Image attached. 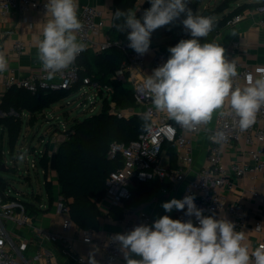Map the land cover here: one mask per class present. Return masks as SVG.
Masks as SVG:
<instances>
[{"label":"built area","instance_id":"built-area-1","mask_svg":"<svg viewBox=\"0 0 264 264\" xmlns=\"http://www.w3.org/2000/svg\"><path fill=\"white\" fill-rule=\"evenodd\" d=\"M46 3L47 0H0V11L8 14L15 9L25 13L32 9L45 15ZM147 3L150 4V0H137L136 7H142ZM256 9L263 16L260 23L264 26V4L258 5ZM78 17L83 24L79 36L88 45L87 48H91L94 52L105 51L113 45H119L125 50L128 48L126 60L113 77L129 83L133 89L136 106L124 110L115 109V103L112 102L111 111L119 118L151 112V118L148 120L149 130H145L137 139L129 143L113 141L110 144L107 157L115 159L121 156L123 162L107 176L104 196L107 208L122 207L132 197V188L136 181L181 183L186 179L187 170H190L194 162L193 142L188 135L203 129L204 125L199 126L195 131H186L175 121L168 119L165 114L156 112L151 100L139 91L144 78L136 79V76L148 67L147 55L141 56L128 47L130 42L127 37L122 40H111L108 36V29L111 27L107 22L108 17L97 7L79 4ZM243 18V14H237L226 24L232 25ZM181 30V36L172 46L181 39L191 38L183 25ZM5 32L8 34L12 30ZM152 37L153 32L150 41ZM17 47L22 48L23 43H17ZM82 54L83 52L73 65L57 73L54 78L49 79L42 68L26 77L11 73L4 76L5 87L7 89L21 87L32 93H38L40 90H70L78 85L80 89L88 85L101 98V89L105 95H110L113 91L110 86H101L98 82H94L90 75L82 76L84 66L79 63ZM164 57L162 51L158 49L153 57L154 69L164 63ZM236 66L238 77L235 78L234 84L243 87V83L252 72V67L240 62H236ZM217 132H223L226 139L220 143L213 142L210 137ZM208 140L207 160L196 173V177L189 179L180 199L186 195H193L196 206L203 209L204 216L225 219L223 213L227 212L230 218L226 219L235 225V230L244 232L249 220L244 213L242 201L229 203L223 190L225 186L231 187L234 177H242L250 172L261 173L264 177V108L258 111L255 123L245 131L239 129L238 123L233 118L217 115L215 127L209 132ZM240 141L243 142L241 148L247 151L251 160L225 164L226 148ZM166 144H173L176 148L178 157L176 167L164 166L161 163ZM2 191L0 190V264H62L61 259L57 258L58 253L69 258L74 264H89V256L74 249V235L83 245L101 247L100 254L95 257L98 264H124V255L120 246L112 240L114 236L103 239L96 229L78 227L71 216L69 204L62 196L56 199L54 207L58 218L57 227L45 229L37 222V214H30L26 203ZM252 192L254 195L258 194L256 190ZM186 211L187 207L184 210H177L170 218L182 221L191 219L194 225L198 226L199 222L195 216H186ZM125 212L128 213V218L122 219L124 234L136 226L148 225L150 222V216L145 211L140 212L138 222L132 220L134 213L132 209H126ZM263 223L264 210L254 220L253 228L261 232ZM262 244L264 237L259 241L258 246Z\"/></svg>","mask_w":264,"mask_h":264},{"label":"clouds","instance_id":"clouds-1","mask_svg":"<svg viewBox=\"0 0 264 264\" xmlns=\"http://www.w3.org/2000/svg\"><path fill=\"white\" fill-rule=\"evenodd\" d=\"M151 7L144 11L142 21L132 9H117L113 13L114 27L118 32L127 30L128 47L144 55L150 47L151 33L171 24L181 14L184 30L189 39H181L167 49L166 62L144 77L139 91L147 96L156 112L186 131H195L207 125L214 115L233 118L241 131L249 129L256 115L264 108V69L259 75L246 78L241 87L234 84L238 77L235 60L229 61L225 49L216 42L200 43L214 29V19L194 14L187 7L188 0H150ZM78 0H47L46 22L42 36L36 38L37 60L49 79L74 64L88 45L80 38L83 24L78 17ZM5 53L0 51V73L8 70ZM143 121L151 118V112L140 114ZM148 129L147 123L144 125ZM220 143L226 139L223 132L210 137ZM26 152L18 156L23 161ZM195 197L173 198L162 204L165 212L184 210L182 221L164 215L152 225L141 224L125 234L112 237L124 255L126 264H264V244L251 253L244 243L243 231L235 230L229 220L204 216L196 206ZM133 256L139 259L132 258ZM89 264H98L94 251L89 254Z\"/></svg>","mask_w":264,"mask_h":264},{"label":"crops","instance_id":"crops-1","mask_svg":"<svg viewBox=\"0 0 264 264\" xmlns=\"http://www.w3.org/2000/svg\"><path fill=\"white\" fill-rule=\"evenodd\" d=\"M223 1L225 0H213L214 6L212 7H209V4L204 5V9L208 8L211 10V13L206 16L212 17L214 22L223 19L232 12L233 14L229 17V19L233 18L237 14H243L244 18L232 25H227L226 22L214 37L213 42L219 43L222 47H224L225 56L229 61L235 60V62L250 65L252 67V72L250 75L257 77L259 75L257 69L264 68V26L260 23V20L263 18V16L256 9L258 5L257 3H260L262 0H227L225 6L218 9V6L223 3ZM78 3L80 5L97 7L104 13V15L108 17L107 22L112 25L114 0H78ZM150 7L151 4H149L148 9ZM140 8L141 7L139 6L135 7L134 11H136L137 17ZM184 18H186L185 15L181 14V16L174 20L171 24L162 26L160 35L157 34L158 29L153 31L152 41L149 50L146 53L148 67L143 71V73L138 74L136 79H142L152 74L154 69L152 65L153 57L158 49L162 51L163 55L165 56L164 62H166L170 55L167 49L172 46L173 41L181 36L180 33L177 38L173 39L170 38L171 34L179 28L182 32V20ZM45 22V15L38 10L31 9L25 13H21L20 11L14 9L8 14H3L0 11V51L5 53L9 65L6 72L0 73V103L4 94L8 90L4 84L5 75L14 73L18 76L26 77L30 75V73L38 71L42 68L40 62L37 60L36 38L42 36V29ZM6 30H12V32L7 34L5 32ZM19 42L23 43L22 48L17 47V43ZM245 84L246 82L243 83V86ZM44 111L43 113L46 117V113ZM27 115L29 116L30 114L26 112L22 114L23 122L24 116ZM216 119L217 115H214L213 119L207 125H204L203 129L188 135L192 138L193 142L194 162L191 165L190 170H187V177L184 181L177 184L165 182L164 185H160L157 189L156 186H153L152 188L150 185V188L148 187V189L152 190L148 198L141 201L138 200L139 203H136L134 200L133 204L130 206H127L125 202L122 207L108 209L107 203L103 198L100 204L101 212L99 216V227L96 228L103 239H106L109 236H115L118 233L124 234L125 228L122 223V219L128 218V213L125 212L126 209H132L134 211L132 220L135 222L140 221L139 215L141 211L147 212L150 216V222L148 224L149 226L152 225L155 220L164 215L171 217L176 214V209H173L171 212H165L162 204L164 202L170 201L173 198L180 199L189 179L196 177V173L206 162L209 146L208 134L214 129ZM29 121L30 117H28V124L31 125ZM73 123H69L70 126L68 129ZM68 129L63 130V132L66 131V133L64 137L61 138L62 140L66 138ZM56 135L61 134H54L53 137ZM241 144H243L242 141L226 148L224 155L225 164H230L232 162L242 163L251 160V157L247 151L241 148ZM164 151L167 153V164L163 165L173 166L169 151L167 148H165ZM38 160L41 165L40 156L38 157ZM33 161V167L36 168L37 161ZM176 163L178 166V157ZM233 184L231 187L225 186L223 193L226 195L229 203H236L239 200L242 201L244 213L249 220L247 227L244 228L246 237L244 243L249 246V252L251 253L256 247H258L259 241H261V239L264 237V223L261 232L256 231L253 228L254 220L257 218L260 212L264 210V177L261 173L256 174L255 172H250L242 177H234ZM45 186L47 189L46 180ZM253 190H256L258 194L254 195L252 192ZM47 193L48 202L46 204L42 203V198L41 201H33V203L36 204L39 209V212L37 213V222L45 229H55L58 224V218L55 215L54 209L55 201L59 196H61L59 193V183L56 170H53L52 178V203L50 202L51 193L48 191V189ZM147 193V189H140L138 193L140 195H137V198L147 197ZM223 215L227 219L230 218L227 212L223 213ZM77 226L80 227L78 224ZM76 232L77 231H75V233ZM74 237L75 241L73 245L75 250L86 253L88 256L93 251L95 253V257L100 254L101 247L83 245L77 240V236L74 235ZM57 258H59V260L61 259L62 264H74L69 258H66L60 253L57 254ZM132 258L139 259V257L136 256H133ZM123 261L124 264H126L124 256Z\"/></svg>","mask_w":264,"mask_h":264},{"label":"trees","instance_id":"trees-1","mask_svg":"<svg viewBox=\"0 0 264 264\" xmlns=\"http://www.w3.org/2000/svg\"><path fill=\"white\" fill-rule=\"evenodd\" d=\"M223 1L218 9L226 4ZM137 0H114L113 13L117 9L135 10ZM258 5L264 4V0ZM257 5V6H258ZM149 4L142 6L139 10L137 19L143 17V13L148 9ZM214 22V29L206 38H199L201 44L213 42L214 37L225 25L229 17ZM112 25L108 29V36L111 40H122L127 37V31L120 33L114 27L115 23L112 16ZM176 41V40H175ZM173 41L172 44L175 42ZM128 49V48H127ZM126 49V50H127ZM126 50L119 45H113L105 51L94 52L87 48L79 59V63L84 66L82 76L90 75L94 82L101 86H110L113 91L110 95H105L100 90L102 96V109L99 113H94L81 120H76L67 131V136L57 146L56 153V172L59 183V193L67 201L71 209L73 220L82 228L99 227V216L101 212L100 204L105 196V184L109 173L122 165V157L109 159L107 152L113 141L129 143L139 137L145 131V122L140 114H134L130 117L119 118L111 111V103H115V109H127L135 107L133 89L128 82L115 79L113 76L116 70L126 60ZM79 85L75 87L78 89ZM70 90H40L38 93H32L25 88L12 87L4 94L0 103V109L5 112V116L0 117V125L3 124L8 131L10 143L14 144L22 129V114L24 112L36 114L50 107L59 101L62 97L69 94ZM14 110L17 114H9ZM42 110V111H41ZM165 148L169 151L172 167H176L177 152L173 144H166ZM44 167L47 166L45 158H41ZM0 182L2 178L0 177ZM165 182L136 181L132 188V197L126 201L130 206L138 200L148 198L152 189L150 185H164ZM47 189L51 193V185L47 182ZM140 189H147V197L137 198ZM52 199V193L50 195ZM30 214L39 212L38 206L32 202L26 203ZM123 215V214H120ZM118 216V215H117Z\"/></svg>","mask_w":264,"mask_h":264},{"label":"rangeland","instance_id":"rangeland-1","mask_svg":"<svg viewBox=\"0 0 264 264\" xmlns=\"http://www.w3.org/2000/svg\"><path fill=\"white\" fill-rule=\"evenodd\" d=\"M209 7L214 6L213 0H188L187 7L194 14L206 16L211 13ZM185 15V14H183ZM182 18V17H181ZM161 27L157 34H161ZM180 28L171 34L170 38H177L180 35ZM103 100L94 93L88 85L80 89H74L69 94L62 97L59 101L52 104L44 112L24 116L22 130L17 141L12 144L8 137V131L3 124L0 125V190L8 193L24 203L41 201L48 202V193L45 186L50 183L52 187L53 170L50 168L51 156L55 153L58 143L62 140L66 131L75 120L84 119L94 113H99L102 109ZM42 111V110H41ZM9 114H17L11 110ZM5 116V112L0 111V117ZM30 117V124H28ZM57 126V127H56ZM69 130V129H68ZM58 136L54 139V134ZM23 161L18 160V156L25 153ZM44 157L47 166L44 167L38 160V157ZM37 161V167H33L34 161ZM5 163L6 170H2V164ZM161 163L167 164V153L164 151ZM43 167V168H42ZM9 189V190H8ZM5 190V191H4ZM50 202L53 199L50 198ZM113 211V210H112Z\"/></svg>","mask_w":264,"mask_h":264},{"label":"water","instance_id":"water-1","mask_svg":"<svg viewBox=\"0 0 264 264\" xmlns=\"http://www.w3.org/2000/svg\"><path fill=\"white\" fill-rule=\"evenodd\" d=\"M38 95H40V93H38ZM55 161H56V153H53L52 156H51V165H50V168L52 170H55V168H56ZM1 169L2 170H6L7 169L4 162L2 164Z\"/></svg>","mask_w":264,"mask_h":264}]
</instances>
